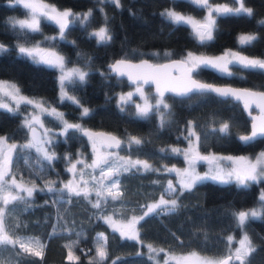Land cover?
<instances>
[{
  "label": "trees",
  "instance_id": "trees-1",
  "mask_svg": "<svg viewBox=\"0 0 264 264\" xmlns=\"http://www.w3.org/2000/svg\"><path fill=\"white\" fill-rule=\"evenodd\" d=\"M46 1L61 8L91 10L92 15L86 23L79 20L69 23L64 31V39H61L58 25L45 18H40L38 32L14 26L11 21L18 20L27 10L14 0H0V44L7 49L0 53V78L12 80L22 91L56 107L64 114L66 121L71 120L69 123L112 131L121 142L132 136L141 139V145L127 144L123 145V149L132 156L147 159L152 170L146 171L139 167H128V171L117 170L114 178L119 179L122 196L118 200L109 198L106 203L101 198V208L97 209L92 206L96 202L94 196L85 198L64 190L49 192L45 187L46 184L55 187L65 179L70 173L68 164L74 162L76 157H85L79 161L80 164L89 163V139L81 132L70 129L65 135L59 131L50 144L56 156L51 164L34 158L32 149L17 147L12 151L11 170L35 185V191L32 197L27 198V202L17 200L4 207L5 228L13 239L20 237L24 242L39 239L45 248L41 259L26 253L18 254L22 253L18 244L15 248L8 245L0 251V262L90 264L92 261L95 264V235L96 231L102 230L106 237L107 252L103 264H164V259H150L137 240L121 237L99 217L108 213L118 218L133 214L141 216L150 201L166 192L167 183L173 174L162 163L182 162L181 155L170 148L174 144L185 143L182 133L189 120L200 137L197 146L204 153H255L259 149L264 150V137L251 143H241L236 135L248 130V117L237 101L215 94H190L185 97L167 95L168 109L163 111V124L155 111L147 118H141L133 113V102L125 104L123 109L117 103L116 92L129 84L125 79L109 73L106 64L117 57H147L161 61L169 57H181L187 50L216 54L226 47L248 55L264 56V25L258 23L264 20V0H244L253 9L252 17L217 16L213 39L203 44L192 35L190 26H175L160 15L167 7L200 15L203 9L189 0H120V7L109 0ZM102 24L107 26L112 36L107 44L97 43L96 38L90 35L92 28ZM241 31H255L258 39L251 46L242 47L237 39ZM53 37L55 39H51ZM32 44H38L44 51L61 52L66 62L83 66L88 73L84 82L65 83L68 94L75 97L79 105L60 99L55 67L37 63L31 57L19 53V45ZM234 68L230 76L204 66L194 70V74L212 82L264 89V71L245 69L238 65H234ZM80 105L88 107L89 116H81ZM30 106L25 102L19 103L15 114L0 109V134L18 143L29 138L22 117ZM43 120L51 128L62 125L55 116L47 113L43 114ZM222 122L229 124L228 133H213L211 130L218 128ZM95 173L97 168L92 181L98 187L101 180ZM260 184L264 187L263 180L241 187L233 181L220 183L206 179L180 195L177 194L181 190H177L170 194L178 200L177 210L167 214L157 210L140 220L136 225L138 238L141 242L160 245L167 250H197L219 257L228 252L229 236L236 238L246 233L256 249L246 264H264V202L258 196ZM257 204H261V216L250 218L243 227L238 226L233 213ZM71 241H74L71 250L78 260L68 259L69 248L66 246ZM168 264L173 263L168 261Z\"/></svg>",
  "mask_w": 264,
  "mask_h": 264
},
{
  "label": "snow or ice",
  "instance_id": "snow-or-ice-1",
  "mask_svg": "<svg viewBox=\"0 0 264 264\" xmlns=\"http://www.w3.org/2000/svg\"><path fill=\"white\" fill-rule=\"evenodd\" d=\"M110 3L116 7H120V0H109ZM190 3L196 5L198 8L206 9L207 16L204 22L197 21L191 16L183 15L174 9H165L160 15L168 20L171 24L175 26L186 25L190 26L192 30V35L201 43H206L213 39V30L216 24V20L213 17L215 13L218 17H228V16H247L252 17L254 15L253 9L245 6L244 0H232L233 4L238 6L229 7L228 5L213 7L209 0H189ZM17 5H21L24 9L28 10V19L25 20H12L11 23L19 25L20 29H27L30 32L40 31V17H44L50 21L55 22L59 26L60 38L64 39V31L68 27L69 18L71 17L73 21L79 20L81 23H86L89 17L92 15V11L89 10L86 13H73L71 9L58 10L55 7L49 6L41 2V0H15ZM260 25H264V20L258 21ZM95 37L97 43L107 44L112 40V36L109 33L107 26L100 27L97 31L90 34ZM55 39V37L51 38ZM258 37L254 34H242L239 36V44L243 46H251ZM7 51L6 46L0 44V53ZM18 51L21 55L31 57L37 63H45L51 67H56L60 70V84H61V99L69 100L74 104L79 105V101L75 97L68 96L64 91L65 83L73 82H84L87 72L82 71L79 68L67 69L65 67L64 57L58 55L55 52H49L46 56H40L37 59V54L43 52L39 46L35 47H25L23 45L18 46ZM238 65L245 69H254L264 71V59L259 58H249L248 56L241 55L238 52H227L223 56L210 58L195 56L192 53H188L184 60L175 61L172 64L166 65H151L147 61H143L141 64H132L127 60H119L114 64L110 65V70L115 72L119 76L127 75L130 80L136 83L137 93L144 99L143 105L136 104V115L141 118H147L152 112H161V124L164 122V117L162 113L163 110L168 109V105L165 103L164 95L166 92L175 93L178 96H189L191 95H209L215 94L216 96L223 98H234L236 100H243L245 108H250L252 103H256L257 107L261 109V115L258 117H253L252 131L250 135H245L239 137V139L244 143H251L258 137H264V92H252L249 90H237L232 88H221L215 87L211 84L198 82L192 79V71L200 66L212 68L221 74L232 75L229 71V65ZM170 69H179L181 74L179 76H173ZM152 82L155 84L156 88V103L152 104L148 102L147 97L144 96L142 84H148ZM0 93L3 96L10 97L11 100L17 101L15 106L10 107L8 103H3L0 100V109H4L8 112L15 114L18 110L19 103L25 102L26 104H34L35 102L19 95V88L14 84H8L7 82L0 81ZM133 93H128L127 96L121 95L119 97L120 106H123L131 101ZM35 107L40 109L41 112H45L48 115L55 116L63 124V133L67 134L68 131L76 130L81 132L83 135L87 136L89 139H93L94 136L102 134H94L88 130L82 128L80 124L69 123L64 119V114L56 111L55 108H45L43 103H35ZM82 111L81 116L87 117L90 115V110L86 107L80 105ZM170 115V113H168ZM250 114V113H249ZM39 118L36 115L30 116L24 120L23 127L29 129L32 133V139L20 147L23 149L35 148L43 158L51 164V162L56 159L55 153H50L47 148L43 147L44 144H50V140H37L36 138V127L35 124H39ZM43 127V125H40ZM213 133H224L227 134L229 131V124L227 122H222L218 128H213L211 130ZM45 135H47V130H45ZM195 138L198 142L200 137L195 132V126L189 122L188 136L186 139ZM108 146L119 147L120 141L114 137L109 136L106 138ZM143 141L135 136L130 137L128 141V146L131 145H141ZM0 145L6 146L0 147V204L7 206L13 201L22 200L27 202V198L33 196L35 191V185L28 187L22 183H18L15 176H11L9 179L11 171V157L10 153L17 148L16 144L8 145L7 137H0ZM95 150V141H93ZM173 152H179V149H172ZM185 157H189V152H184ZM196 159L200 160H212L217 159L216 157H204L195 154L189 160L190 168L193 171L185 170L184 172H179L176 169H167L168 171H177L180 175V188L182 194L184 190H191L198 182H203L206 179H211L220 183H229L233 180L241 186L248 187L250 182H258L260 179H264V152H261L255 159V161L246 160L245 157L236 158L238 161L245 162L242 167L232 168L230 171L225 172L218 166L214 170V174H205L200 176L194 174V161ZM221 159L233 160L232 157H226ZM102 158L98 157V160L94 162V166H99ZM78 163H81L78 161ZM127 165V166H126ZM142 166L143 170H152L151 165L147 161H124L121 167L124 171H128L130 167ZM76 165L73 164L69 171H73ZM102 178L110 180V183H104L103 180L99 181V187L96 191L97 200L93 203L94 208H101V198L106 203L109 198L112 200H118L122 196L119 191V179L113 178V170L109 167L108 171L105 172L103 169L101 171ZM82 179V178H81ZM45 187L49 192L63 191L55 189L51 184H46ZM64 189L75 196L83 195L85 198L90 196V190L88 188L87 182H83V187L80 184H74L73 181H69L64 185ZM15 191V194H13ZM23 192L26 195L21 196L20 193ZM166 192L171 194L175 193L176 189L169 181L168 188ZM260 200L264 202V193L261 194ZM178 200L176 198L165 199L162 195L158 202L151 204L147 207V210L140 217L133 216L127 223H117L112 219V216H101L105 223L109 224L113 231L119 232L122 237H127L132 240L138 239V232L136 230V225L143 220L150 213H172L177 210ZM157 213V214H159ZM262 214L261 211L256 209L250 210H239L233 213V216L238 224V226L243 227L245 223L250 218H258ZM55 234V231L54 233ZM229 244L232 241V237H228ZM239 246L234 250L229 248V254L220 260H210L206 258H201L197 253L193 252L186 256H173L168 255V259L165 260L164 264H168V261H175V264H246L250 255L256 250L252 241L249 239L247 234L244 235L243 239L239 242ZM22 249V253L18 254H29L39 258H43V249L45 245L42 244L39 239H30L24 242L22 238L17 237L13 239L5 228V212L4 208L0 207V251L8 245L15 248L16 245ZM35 245V246H34ZM106 237L101 233L97 240L96 257L94 258L95 264H103V261L107 257L106 252ZM68 259L78 260V257H74L70 246ZM149 258L154 259L155 257L151 254H159L163 252L164 249H156L152 245H148ZM2 264V262H0ZM90 264H93L90 261ZM115 264V262H113Z\"/></svg>",
  "mask_w": 264,
  "mask_h": 264
},
{
  "label": "rangeland",
  "instance_id": "rangeland-1",
  "mask_svg": "<svg viewBox=\"0 0 264 264\" xmlns=\"http://www.w3.org/2000/svg\"><path fill=\"white\" fill-rule=\"evenodd\" d=\"M15 1V0H14ZM42 3L44 4H47L49 6H52V7H55L56 9L58 10H67V9H71V11L73 13H80V14H83V13H86L88 12L87 10H73L72 8L70 7H58L46 0H41ZM209 3L213 6V7H216V6H223V5H228L229 7H236L238 5L236 4H233L232 2H229V1H212V0H209ZM246 7H249L247 4H245ZM165 9H174L175 11L183 14V15H186V16H191L192 18H194L195 20L197 21H201V22H204L206 16H207V10L206 9H203L202 10V13L199 15V14H194L192 12H186V11H182L180 9H176V8H173V7H167ZM164 9V11H165ZM213 17L215 18L216 20V14L214 13L213 14ZM29 16H28V10H27V13L23 16H20L18 17V20H25V19H28ZM40 18H44V17H40ZM39 18V19H40ZM46 19V18H45ZM53 22V21H52ZM73 22L72 18L70 17L69 18V23ZM55 23V22H54ZM56 24V23H55ZM57 25V24H56ZM102 26H105L104 24L100 25V26H97L95 28H92L91 29V33L94 32V31H97L100 27ZM59 27V26H58ZM214 31V30H213ZM60 32V30H59ZM242 34H254L256 35L255 31H241L238 33L237 35V39L239 38L240 35ZM239 41V40H238ZM38 44H32V45H27L25 47H35L37 46ZM39 46V45H38ZM238 52L240 53L241 55H244V56H248L249 58H259V59H264V56H256V55H248V54H245V53H242L236 49H233V48H229V47H226L224 48L221 52L219 53H216V54H200L198 52H195V51H192V50H187L181 57L183 59H185L187 57V54L188 53H192L194 54L195 56H202V57H210V58H215V57H220V56H223L225 53L227 52ZM49 52L51 51H43L41 53H38L37 54V59H39L40 56H46ZM58 55L63 56V53L61 54V52L57 53ZM64 60H65V57H64ZM65 67L67 69H72V68H79L81 69L82 71H85L83 66H81L80 64L78 63H68L65 61ZM56 68V67H55ZM197 69V68H196ZM194 69V70H196ZM234 68V64H230L229 65V71H233ZM57 70V78H58V92H59V96H60V99H61V84H60V75H61V72L58 68H56ZM0 81H3V82H7L8 84H14L16 85L18 88V84L13 82L12 80H9V79H5V78H0ZM142 89H143V93H144V96L147 97L148 99V102L149 103H152V104H155L156 103V94H153L152 93V90L151 88H147L146 86H144L142 84ZM63 91L68 95V96H71L70 94H68L65 86H64V89ZM128 93H133V96L131 98V101L130 102H133V113L136 114V108H135V105L136 104H140V105H143L144 103V99L137 93L136 91V83L134 84H131V85H128L126 88L124 89H120L116 92V101L117 103L120 105V101H119V97L121 95H124V96H127ZM19 95L20 96H23V97H26L32 101H34L35 103H43L44 107L45 108H48L49 110L51 108H55L57 112L61 113V111H59L56 107H53L52 105L50 104H46L40 97H37V96H34V95H30V94H27L26 92L22 91L20 88H19ZM0 100H2L3 103H8L10 107H13L15 106V104L17 103V101L15 100H11L10 97H6V96H3V93H0ZM164 100H165V103L168 105V100L167 98L164 96ZM22 103V102H20ZM35 103L34 104H31L29 110H27L25 113H24V116L22 117V120L24 121L26 118H29L30 116H33V115H36L38 116L39 118V121L40 123L39 124H35L37 125L38 127L41 128V136H42V141L43 140H50L52 142V140L56 139L57 137V134L59 133V131L61 133H63V124L60 125V127L58 128H51L49 125H46V123L44 122L43 120V114L45 112H41L40 109L36 108L35 107ZM83 107H86L88 108L87 106L85 105H82ZM121 107V106H120ZM82 111V109L80 110V112ZM163 109H162V113H163ZM159 116L161 117V112H158ZM68 121H71V120H68ZM189 122H191V120L188 121L187 125H186V129L185 131L182 133L183 137L185 138V143L182 144V145H172L170 150L172 151V149H179L180 151L179 152H175V153H178L181 155L182 157V162L180 163H173V164H164L162 163V165L164 166V168L167 170V169H176V170H179V172H184L185 170H188V171H193L192 168H190V165H189V160L191 159V157L195 154H205L207 157H216L217 159H212V160H203V161H197L195 160L194 161V174H198L200 176H204L205 174H214V170L216 169V167L218 166L219 168L223 169L225 172L227 171H230L232 168H235V167H242L244 165L245 162L243 161H238L236 158H239V157H245L246 160H250V161H255L256 157L261 153V152H264L263 149H259L258 151H256L255 153H242V154H226V153H219V152H208V153H204V152H201L197 146V141L195 140V138H191V139H186V137L188 136V129H189ZM192 123V122H191ZM43 125V127H41L40 125ZM45 130H47V135H45ZM56 133H55V132ZM197 134V133H196ZM0 137H5L4 135L0 134ZM29 137V136H28ZM133 137V136H132ZM130 138V137H129ZM129 138L128 139H125L123 140L120 144L121 145V148L118 147V148H109L108 146H106L105 144H103L102 142H100L99 140L93 138V139H89V148H90V151H91V159L89 160V163H78V161H83V159H85V157H82L81 156H78L74 159V162H72L68 167V171L69 169L72 167L73 164L76 165L75 169L73 171H69V175L60 181V183H58L57 185H55L54 188L56 189H59V190H64V191H68L66 189H64V185L67 184L69 181H73L74 184H80L81 187H83V182H87V185H88V188L90 190V196H94V200H97V196H96V191L98 189V187L94 186L93 185V181L92 179L94 178V171L95 169L97 168V173H95V176L97 178H99V180H103L104 183H110V180L108 179H105V178H102L101 176V171L102 169L107 172L109 167L112 168L113 170V178H114V173L117 172V170H121L123 169V167H121V165L123 164L124 161H136V160H140V161H147L149 164L150 162L145 159L144 157H140V156H132L130 155L129 153H126L124 151V146H126L128 144V141H129ZM30 141V138H27L25 139L24 141L18 143L16 141H11V140H8V145H11V144H16L17 147L21 146V145H24L26 143H28ZM93 141H95V150H94V145H93ZM51 144V143H50ZM50 144H44L43 147L47 148V150L52 153L51 151V148H50ZM0 147H5V150H6V146H2L0 145ZM33 150L34 152V158H38L40 160H43L41 154L39 152L36 151L35 148H30ZM184 152H189V157H185V155H183ZM12 156V152L10 153V157ZM98 157L99 158H102V161H105V162H101L99 164V166H94V162L98 160ZM226 157H232L234 158L233 160H227V159H221V158H226ZM44 162H46V160H43ZM48 162V161H47ZM46 162V163H47ZM79 164V165H78ZM127 166V165H126ZM130 167V166H128ZM139 168H142V166H137ZM143 169V168H142ZM173 176L172 178H170L169 181H171L172 185L175 187V189L178 187L180 188V175H178V172L177 171H170ZM11 176H15L16 177V180L18 183H22L24 184L25 186H28V187H31L33 186V184L31 183H28L26 182L25 180H23L22 178H20L19 176L15 175L12 170L10 171V175H9V179L11 178ZM82 178V179H81ZM260 180H263L264 179H260ZM259 180V181H260ZM169 181L167 183V186H166V189L168 188V184H169ZM233 182H235V180H233ZM236 183V182H235ZM259 190H258V196L260 198L261 194L264 193V187L263 185H259ZM181 190V188L179 189ZM13 194H15V191H13ZM21 196H24L26 195L25 193L21 192L20 193ZM162 196V195H161ZM159 196L157 199L155 200H152L150 201L146 206H145V210L144 212L147 210V207L150 206L151 204L153 203H156L159 201L160 197ZM164 198L165 199H170V198H174V196H170L169 193L165 192L163 194ZM0 207H5L4 205L0 204ZM250 209H256V210H259L261 211V204H257V205H254V206H251L249 208H247L246 210H250ZM245 210V211H246ZM102 216H112V219L114 221H116L117 223H127L133 216L135 217H140V214H133V215H130L128 216L127 218H118L116 216H114L113 214L111 213H108V214H103ZM107 224V223H106ZM108 227L112 229V227L107 224ZM136 230L138 232V227L136 226ZM103 234L104 237H105V234H104V231L102 230H99V231H96V235H95V240H94V252H93V256L96 257V249H97V240L99 238V234ZM119 233V232H118ZM120 234V233H119ZM246 233H241L238 237L234 238L232 235V241L230 243V247L231 249H235L239 246V241L241 239H243L244 235ZM121 236V235H120ZM122 237V236H121ZM138 243H140V246L143 245V250L145 251V253L149 256V251H148V245H152L154 248L156 249H164L162 246L160 245H155L153 243H150V242H141L139 240V238L137 239ZM74 241H71V242H67V245L70 246V250L72 248V245H73ZM69 248V247H68ZM72 252V250H71ZM197 253L201 258H206V259H210V260H213V261H216V260H220V259H223V257L227 256L229 254V249H228V252L227 254H224L222 256H214V255H208V254H203L197 250H186V251H172V250H167V249H164L163 252H160L158 255L157 254H151L153 255L155 258L153 259L154 261H161L162 259L164 260H167L168 259V255H173V256H186V255H189L191 253ZM73 256L75 257V254L72 252ZM159 257V259H158ZM173 264H175V261H171ZM231 264V262H230Z\"/></svg>",
  "mask_w": 264,
  "mask_h": 264
},
{
  "label": "water",
  "instance_id": "water-1",
  "mask_svg": "<svg viewBox=\"0 0 264 264\" xmlns=\"http://www.w3.org/2000/svg\"><path fill=\"white\" fill-rule=\"evenodd\" d=\"M122 59L123 60H127L129 63H132V64H141L143 61H147L151 65H166V64H172L175 61L184 60L182 57H169V58H166V59H162L161 61H153L152 59L147 58V57H140V58H136V59H132V58H128V57L127 58L126 57H117V58L113 59L112 61L108 62L106 64V68L109 70V73H111L112 75H114L117 78L125 79L126 83L129 84V85L134 84L133 80H130L127 75H125V76L117 75L115 72H112L110 70V67H109L110 65H112L115 62H117L119 60H122ZM169 71H171L173 76H179L181 74V70H179V69H170ZM191 75H192V79H194V80H196L198 82L211 84V85H213L215 87L232 88V89H237V90H249V91L257 92V93L264 92L263 88H255V87H250V86H245V85L233 84V83H229V82H212V81L204 80V79H201V78L197 77L194 74V70L192 71ZM143 85L146 86V87H150L152 92L154 94H156V88H155V84L154 83L149 82L148 84H143ZM167 95H172V96H176V97H182V96H178V95H176L175 93H172V92H166L164 96H167ZM221 98H223V97H221ZM228 98H230V99H232L234 101H237L239 103L240 107L242 108L243 112L245 113V115L249 119V128H248V130L246 132H242V133H239V134L236 135L237 139L241 143L246 144V143L242 142L239 139V137L251 134L252 124H253V117L260 116L261 115V109L259 107H257L256 103H252L250 108H245L243 100H236V99L231 98V97H228ZM70 123H72V122H70ZM34 126L36 127V134L35 135H36L37 140H41L42 141L41 128L38 127L37 125H34ZM82 128H84V129H86L89 132L94 133V134H102V135L94 136L93 138L99 140L100 142H102L106 146H108V142H107L106 138L109 137V136H114L120 141L119 137L115 133H113L112 131H106V130H103V129H93V128H90V127H87V126L86 127H82ZM27 133H28V136H29V138L31 140L32 139V133H31V131L29 129H27ZM85 137H87V136H85ZM258 138H260V137H258ZM109 148H116V147L112 146V147H109ZM198 155L207 157L205 154H198ZM196 160L197 161H203V160H200V159H196ZM225 257H223V258H225Z\"/></svg>",
  "mask_w": 264,
  "mask_h": 264
},
{
  "label": "flooded vegetation",
  "instance_id": "flooded-vegetation-1",
  "mask_svg": "<svg viewBox=\"0 0 264 264\" xmlns=\"http://www.w3.org/2000/svg\"><path fill=\"white\" fill-rule=\"evenodd\" d=\"M117 148H118V147H117ZM71 163H72V162H70V163L68 164V166H69ZM179 189H180V188L177 187V188H176V191L179 190ZM226 254H227V253H226Z\"/></svg>",
  "mask_w": 264,
  "mask_h": 264
}]
</instances>
